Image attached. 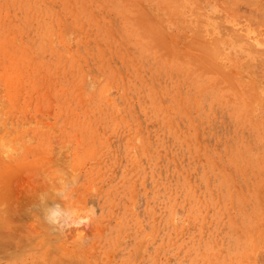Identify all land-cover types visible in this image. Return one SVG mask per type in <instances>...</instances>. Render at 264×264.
Listing matches in <instances>:
<instances>
[{"label":"rangeland","instance_id":"obj_1","mask_svg":"<svg viewBox=\"0 0 264 264\" xmlns=\"http://www.w3.org/2000/svg\"><path fill=\"white\" fill-rule=\"evenodd\" d=\"M41 194L97 214L54 231ZM0 239V264H264V0H0Z\"/></svg>","mask_w":264,"mask_h":264},{"label":"clouds","instance_id":"obj_2","mask_svg":"<svg viewBox=\"0 0 264 264\" xmlns=\"http://www.w3.org/2000/svg\"><path fill=\"white\" fill-rule=\"evenodd\" d=\"M94 88V86H92ZM76 183L75 178L71 183L67 181H61L60 187L54 189V195L60 199H67L73 185ZM40 205L42 206L43 220L54 231L63 232L65 229L72 227H82L85 224L91 222L96 216V210L90 206V210L81 216V213L76 209L61 208L60 204H53L52 206L46 205L47 195L41 194L39 197Z\"/></svg>","mask_w":264,"mask_h":264},{"label":"bare ground","instance_id":"obj_3","mask_svg":"<svg viewBox=\"0 0 264 264\" xmlns=\"http://www.w3.org/2000/svg\"><path fill=\"white\" fill-rule=\"evenodd\" d=\"M228 27V26H227ZM199 32V31H198ZM226 32H228V31H226ZM196 34V33H195ZM198 37V36H197ZM201 37V36H200ZM197 40V39H196ZM197 49V48H196ZM205 49V48H204ZM202 50V49H201ZM210 50V49H209ZM207 51V50H206ZM213 53V52H212ZM209 60V59H208ZM210 62V61H209ZM54 204V203H53ZM57 204V203H56ZM4 234V233H3ZM1 240V239H0ZM3 245H5V243L3 244ZM1 246H2V244H1Z\"/></svg>","mask_w":264,"mask_h":264}]
</instances>
